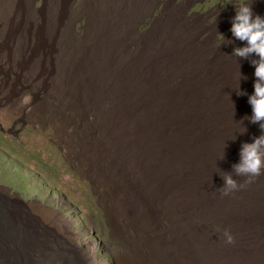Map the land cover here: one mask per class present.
Returning a JSON list of instances; mask_svg holds the SVG:
<instances>
[{"label":"rangeland","instance_id":"rangeland-1","mask_svg":"<svg viewBox=\"0 0 264 264\" xmlns=\"http://www.w3.org/2000/svg\"><path fill=\"white\" fill-rule=\"evenodd\" d=\"M248 2L255 14L264 16V0ZM238 3L33 0L32 26L39 33L35 50L18 58L11 47L16 37L0 34V124L11 130L0 131V200L24 212L32 206L43 208L89 264H264V175L245 183L248 178L233 174L244 186L225 196L231 206L224 202L227 211L217 197L225 184L220 175L240 163L242 143L262 134L258 123L245 119L253 115L249 97L257 78L251 59L258 57L232 55L235 47L246 44L230 31ZM105 7L112 12L114 25L121 26L123 20L129 29L122 50L134 66L129 93L116 79L107 83L95 74L80 76L89 71V57L81 56L79 68L80 53L75 49L92 42L96 26L105 20L100 9ZM46 30L54 36L45 35ZM66 30L68 36H61ZM241 74L247 79L240 80ZM238 90L247 95H238ZM121 103L139 108L136 117L128 113L126 126L120 123ZM166 107H170L166 132L172 135L167 143L188 161L178 173L181 183L184 179L190 187L209 184V197L198 192L200 221L192 218V202L188 208L183 207L187 201L170 207L166 182L152 172L145 174L144 161L131 151L129 138L148 131L150 123L154 126ZM174 121L178 124L172 125ZM243 125L249 127L244 135ZM171 177L176 179V174ZM253 206L258 208L254 211ZM141 212L146 217L138 222ZM223 229L231 230L234 244L224 242Z\"/></svg>","mask_w":264,"mask_h":264},{"label":"bare ground","instance_id":"bare-ground-1","mask_svg":"<svg viewBox=\"0 0 264 264\" xmlns=\"http://www.w3.org/2000/svg\"><path fill=\"white\" fill-rule=\"evenodd\" d=\"M32 1L33 0H0V34H1V37H4L5 35L7 36L9 33H11V34H13L14 37H16L15 41L12 40L11 47H12V51L14 52V55L18 58L21 57L22 55H29L30 53H32L35 50L36 46L39 45L36 42L37 36L39 34L38 30H37V26L36 25L32 26V23H33L32 21L35 20V18H36V12H35V10H33L31 8ZM57 9H52V10L57 11ZM100 9H103L101 12V15L103 16V18L105 20L103 22H101L100 26H96V29L92 34V38H91L92 42L89 43V41H86V42L82 43V45H80L79 47H77L75 49V52L79 51V53H80V55H78V57H77V65L79 68L81 67V56L88 55V57H89V65H88L89 71H87V70L82 71L80 73V76L84 79H87V75L89 77V75L95 74L96 77L98 78V81H100L101 77H104V78H106L107 83H109L113 79H116V83L122 85V87H123L122 90L124 91V93H129V92H131L129 90V88H130V86L134 80L133 79V77H134V66L132 64H128L124 55H122V53H123L122 50L125 46V38L129 34V29L125 25V22L123 20H122L121 26L114 25V24H116L112 20L114 18V16H113L111 11L107 10V9H109V7L100 8ZM100 11H99V13H100ZM22 16H24V21H23L24 23L21 22ZM31 26L33 27L32 29H30ZM43 32L45 35L47 34L49 37L54 36V34L50 33V30H46ZM61 36H63V37L68 36V31L67 30L64 31L63 34H61ZM88 45H89V47H88ZM69 56L70 55L68 54L66 57V60L68 59ZM96 86L99 88L98 90L102 91V88H100L98 85H96ZM181 107H179L180 110L182 109ZM169 108L166 107V109H164V111L161 114L162 117L159 119V121L154 126H152V124L150 123V129L148 131L139 132V133H137V135L129 138L130 142L132 143V145L134 147V151L133 150H131V151L136 152V156L140 157L144 161L142 164H143V171L145 172V174L152 172L153 174H155L156 179L160 178L161 181L164 180V182H166L164 184V186L170 188V191L166 190L167 192L170 193L169 198L166 200L169 202L170 207H176L180 204H184V202L187 201V206L183 205V207L188 208L189 203L192 202V205L189 207L190 209H194V213H193L194 215L192 216V218L200 221L199 218H202L203 215H202V217H200L201 205L199 206V208L196 209L198 202L199 201L201 202V198H200V195L198 194V192H203L204 194H206L208 196L210 192L207 190V186L209 184L205 187V184H203L204 182L203 183H194L193 184L194 186L190 187L186 183H183L184 179L181 183L182 177H180V175H178V173L180 172L181 169L184 168L185 163H187L188 161L187 162L185 161L186 160L185 156L178 149H176L177 147L171 146V144L167 143V141L169 139H171V138H169L170 135L168 134V132H166V129L168 130V128H170V127H167V123H166V120L168 119V116H169V110H170ZM0 109H1V106H0ZM138 110H139L138 107L134 108L128 104L121 103V105L119 107V114H120V123L122 124V126L128 125V123L130 122V119H129L130 115L134 114V116L136 117V114H139ZM183 110H185V108H183ZM165 111L167 112V114ZM128 113H130V115ZM172 113L175 114L174 112H172ZM183 114H185V113H183ZM186 115H187V113H186ZM238 118H239V116H238ZM142 119L143 118L140 117L139 121H141ZM170 121H172V120H170ZM176 122L175 121L172 122V125H173V123L176 124ZM191 122H192V119H191ZM177 124H178V122H177ZM227 124H226V127H227ZM239 124H238V126H240ZM220 125H223V124H220ZM185 126L186 125H184V127ZM235 126H236V124H235ZM173 127H175V125ZM247 127H245V128H247ZM190 128H192V127H190ZM241 128H243V127H241ZM170 130H172V129H170ZM231 130H234V129H231ZM0 131L2 133L7 132L8 134H11V130L10 129L5 130L1 124H0ZM14 131H16V130H14ZM177 132H178V130H177ZM211 133H210V135H211ZM220 133H221V131H220ZM241 133H243V132H241ZM196 134H194V135H196ZM228 134H230V133H228ZM253 134H255V133H253ZM177 135H179V134H177ZM236 135H238V134H236ZM242 135H244V134H242ZM242 135H241V137H242ZM185 136H186V134H185ZM236 137H238V136H236ZM250 137H252V136L250 135ZM175 138L177 139V137H175ZM204 139H206V138H204ZM248 139H250V138H248ZM241 140H242V138H241ZM183 141H185V140H183ZM201 141H202V139H201ZM215 141H217V140H215ZM229 141L230 140L228 139V142ZM214 143H216V142H214ZM224 143H223V145H224ZM196 144H197V142H196ZM196 144H194V145H196ZM216 144L218 145V143H216ZM189 147H190V145H189ZM225 147L226 146H224L223 148H225ZM184 148H185V146H184ZM206 148H209V147H206ZM208 151H210V150H208ZM206 152H207V149H206ZM207 154H210V153H207ZM214 154H216V153H213V155ZM227 155H229V154H227ZM193 156H195V155H193ZM190 161H191V159H190ZM227 161L229 162L230 160H227ZM224 164H223V166H224ZM176 165H177V168L175 167ZM188 165H189V163H188ZM219 165H217V166L219 167ZM190 167H191V165H190ZM175 169L177 170V172L176 171L173 172ZM191 172H192V170H191ZM174 173L176 174V177H175L176 179H173V177H171L172 174L174 176ZM183 173H182V175L184 176L185 172H183ZM193 177H195V175ZM147 179H148V177H147ZM212 185H214V184H212ZM261 186H263V185L261 184ZM153 187H155V186H153ZM158 187H160V186L158 185ZM208 188L212 190V188H210V187H208ZM256 188L259 189L260 186L256 187ZM262 193H260V194H262ZM217 197H219L218 198L219 203L222 205V207L224 209H226L227 204L228 203L230 204V202L222 194L221 195L218 194ZM248 198L251 200L253 197L252 198L248 197ZM259 198L257 197V199H259ZM241 201L246 202V203L249 202L248 200L245 201L244 199H242ZM224 202H226L227 204L225 205ZM238 203H236V206L238 205ZM229 204H228V208L229 207L231 208V206H229ZM250 204H251V202H250ZM252 205H253V203H252ZM258 205H259V202H258ZM9 206L10 205L8 203H5L3 200H0V264H89V261L87 260V258L82 256L81 254H79L77 248H75L73 246V244H71L70 240H68L67 237H63L60 229L58 230V228L56 227V224L50 221L49 216L46 214V212L43 210V208L39 209V207H38L39 210H37V209H32V207H33L32 206L31 207L32 210L30 209V210H28V212H24L25 210L23 211L21 208H19V206L16 207V205H13L12 206L13 209H11ZM232 206H233V204H232ZM257 208L254 207V211ZM247 209H248V207H247ZM216 210H218V209L215 208V212H216ZM246 210H244V211H246ZM251 210H252V208H251ZM226 211H227V209H226ZM232 213H234V212H232ZM247 214H249V213H247ZM259 214H260V212H259ZM145 217H146L145 212L144 213L141 212L139 214L138 222L143 221L145 219ZM244 217H245V215H244ZM263 218H264V216H263ZM259 220L260 219H258V221ZM198 221H197V223H198ZM231 221H234V220H231ZM248 221L250 222L251 219ZM132 223L134 225L137 223V216L132 221ZM255 224H256V222H255ZM247 225H249V224L247 223L246 226ZM190 229L193 230L194 232H197V230L193 229L191 225H190ZM143 256L144 255L142 253H140V257H138V260L140 262L143 261ZM252 263L253 264H259V261H256V262L252 261ZM260 264H262L261 261H260Z\"/></svg>","mask_w":264,"mask_h":264},{"label":"clouds","instance_id":"clouds-1","mask_svg":"<svg viewBox=\"0 0 264 264\" xmlns=\"http://www.w3.org/2000/svg\"><path fill=\"white\" fill-rule=\"evenodd\" d=\"M234 6L236 14L231 19L230 31L237 40L246 44L243 47H235L232 55L244 59H248L253 54L258 57L251 59V64L255 66L254 75L257 78L254 82V93L249 97L253 115L246 116L245 119L253 124L258 123L262 134L253 137L251 143L243 142L240 149V163L233 165L232 172H224V175H220L225 181L224 186L218 189L223 196L230 195L244 186L233 178L234 175L248 178L245 183H251L254 178L264 175V16L255 14L253 4L248 0H239L238 5ZM242 78L247 79L241 74L240 80ZM237 94L247 95L246 92L239 90ZM246 132L247 128L241 134ZM223 236L226 244L235 243V236L230 229H223Z\"/></svg>","mask_w":264,"mask_h":264}]
</instances>
